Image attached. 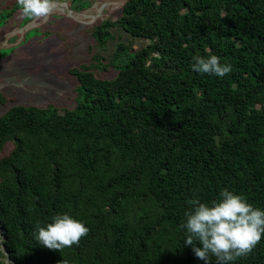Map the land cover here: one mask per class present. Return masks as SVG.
I'll return each mask as SVG.
<instances>
[{"label": "trees", "instance_id": "trees-1", "mask_svg": "<svg viewBox=\"0 0 264 264\" xmlns=\"http://www.w3.org/2000/svg\"><path fill=\"white\" fill-rule=\"evenodd\" d=\"M14 7L0 11V29ZM93 29L101 48L117 32L148 44L110 79L73 69L74 110L0 116V264H205L184 244L187 201L211 205L227 189L264 210V0H126ZM197 55L232 72H194ZM62 214L88 234L42 247L36 225ZM235 264H264V237Z\"/></svg>", "mask_w": 264, "mask_h": 264}, {"label": "rangeland", "instance_id": "rangeland-1", "mask_svg": "<svg viewBox=\"0 0 264 264\" xmlns=\"http://www.w3.org/2000/svg\"><path fill=\"white\" fill-rule=\"evenodd\" d=\"M71 1L54 0L55 10L46 22L26 18L19 7L0 29V94L6 100L0 103V116L14 106L74 110L81 97L73 69L85 67L110 79L128 56L148 44L117 32L106 47L96 45L93 28L115 20L126 0H82L90 4L85 9L75 8ZM15 4L17 0H0V11L11 12ZM120 42L126 43L127 53H119ZM12 149V144L7 145L1 157ZM2 241L0 232V245Z\"/></svg>", "mask_w": 264, "mask_h": 264}, {"label": "clouds", "instance_id": "clouds-1", "mask_svg": "<svg viewBox=\"0 0 264 264\" xmlns=\"http://www.w3.org/2000/svg\"><path fill=\"white\" fill-rule=\"evenodd\" d=\"M17 3L22 15L45 22L56 7L54 0H17ZM152 55L157 57L159 53ZM193 60L192 70L200 74L222 78L232 72V65L222 64L216 55L208 58L197 55ZM150 63L151 59L146 66ZM187 203L191 207L185 213L186 223L180 225L186 229L184 244L191 246L196 257L205 264H212V257H215V264H235L238 259L250 255L264 237V210L253 207L241 195L223 189L219 201L211 205L199 199H190ZM88 232L81 221L62 214L46 226L37 224L33 235L42 247L61 251L79 245Z\"/></svg>", "mask_w": 264, "mask_h": 264}, {"label": "bare ground", "instance_id": "bare-ground-1", "mask_svg": "<svg viewBox=\"0 0 264 264\" xmlns=\"http://www.w3.org/2000/svg\"><path fill=\"white\" fill-rule=\"evenodd\" d=\"M101 11V10H100ZM80 19V18H79Z\"/></svg>", "mask_w": 264, "mask_h": 264}, {"label": "water", "instance_id": "water-1", "mask_svg": "<svg viewBox=\"0 0 264 264\" xmlns=\"http://www.w3.org/2000/svg\"><path fill=\"white\" fill-rule=\"evenodd\" d=\"M4 239V238H3Z\"/></svg>", "mask_w": 264, "mask_h": 264}]
</instances>
